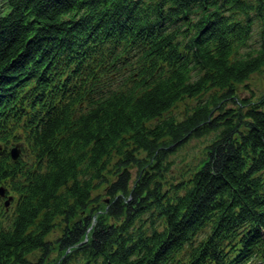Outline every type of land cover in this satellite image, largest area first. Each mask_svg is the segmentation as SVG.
Masks as SVG:
<instances>
[{
  "label": "trees",
  "instance_id": "trees-1",
  "mask_svg": "<svg viewBox=\"0 0 264 264\" xmlns=\"http://www.w3.org/2000/svg\"><path fill=\"white\" fill-rule=\"evenodd\" d=\"M6 4L0 264H264V0Z\"/></svg>",
  "mask_w": 264,
  "mask_h": 264
},
{
  "label": "rangeland",
  "instance_id": "rangeland-1",
  "mask_svg": "<svg viewBox=\"0 0 264 264\" xmlns=\"http://www.w3.org/2000/svg\"><path fill=\"white\" fill-rule=\"evenodd\" d=\"M11 9L6 4V0H0V18L6 17L10 13ZM247 86V87H245ZM244 87H240V94L242 99H252V93L261 97L264 95V70L254 75ZM184 105H180L176 113H182L184 111ZM209 143V140H202L201 142H192L188 148L183 151L177 158V168L174 171V175L179 176L184 174L188 170L189 165H193L196 162V158H200L201 153L205 145ZM8 193V192H7ZM8 197H14L8 193ZM4 200V199H3ZM6 200H4L5 202ZM14 203H12L13 205ZM11 205V208L14 207ZM62 235V229L59 227L52 235V239H56Z\"/></svg>",
  "mask_w": 264,
  "mask_h": 264
},
{
  "label": "water",
  "instance_id": "water-1",
  "mask_svg": "<svg viewBox=\"0 0 264 264\" xmlns=\"http://www.w3.org/2000/svg\"><path fill=\"white\" fill-rule=\"evenodd\" d=\"M3 148L0 146V151H2ZM22 153V146L21 145H17L14 149H12V151L10 152L11 158L14 162H17L21 156ZM0 197L2 199H5V208L7 211H9L12 203L14 202V198L13 197H8V193L6 191V189L1 188L0 189Z\"/></svg>",
  "mask_w": 264,
  "mask_h": 264
}]
</instances>
